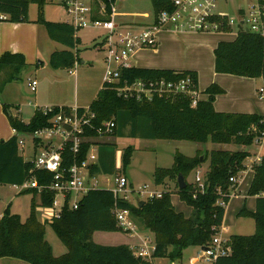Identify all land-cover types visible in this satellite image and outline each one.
I'll return each instance as SVG.
<instances>
[{
    "label": "trees",
    "instance_id": "obj_1",
    "mask_svg": "<svg viewBox=\"0 0 264 264\" xmlns=\"http://www.w3.org/2000/svg\"><path fill=\"white\" fill-rule=\"evenodd\" d=\"M64 0H61L63 2ZM108 3V0H104ZM47 0H0V10L10 22L28 21V7L37 4L36 22L44 25L48 36L60 42L66 49L53 51L48 60L52 69H70L78 60L74 49L79 43L76 30L68 22L49 21L43 17V6ZM154 15L161 10H172L171 0H152ZM96 7V6H95ZM108 15H94V18L106 19ZM2 20H0V23ZM214 70L217 73L232 74L249 78L261 77L264 86V36L240 30L235 39L221 40L213 49ZM7 66L11 74L8 80H18L19 73L26 66L25 57L19 52H4L0 56V67ZM189 75L197 86V72L194 70H173L133 66L124 69L119 84L136 79H155L160 77L179 79ZM6 81L0 84V91ZM224 92L216 83L208 85L203 93L205 99L191 105V98L182 95L153 97L151 101L124 99L117 95L111 85H103L89 104L95 114L92 123L95 127L105 120H113L115 127L110 135L128 136L143 139L188 140L196 143L235 144L250 147L254 138L264 129V116L257 113L220 112L214 108V99ZM11 105L3 103L2 109L9 124L18 132H29L47 123L52 114L44 115L38 108L28 122L10 111ZM57 108H54L56 111ZM86 135L96 136L95 130H86ZM97 144V142H95ZM90 143L85 142L77 160L85 158ZM115 143L97 144L98 165L92 173H113ZM133 147L123 150V164L129 163ZM197 152L187 156L175 152L169 167H156L153 172L155 184L166 180L175 184L179 197L193 209L190 216L175 210L171 202V192L163 191L161 197H150L141 206L126 201H116L111 190L97 188L89 190L80 199L77 208L65 205L58 218L40 222L37 219V206H50L55 195L53 191L32 192L29 215L22 220L18 214L10 213L8 207L0 219V258H15L29 264H149L137 257L127 244L104 245L93 241L95 231L121 230L113 213L115 204L127 208L138 219L145 230L153 234L154 252L152 257L179 258L189 246H208L222 224L225 208L219 205L222 199L228 201L234 188L229 178L236 176L243 168L249 150L212 149L206 151L203 162L209 161L204 177V189L186 178L191 171L201 165ZM70 153L65 156L62 166L71 164ZM202 162V163H203ZM32 162L23 159L19 152L18 137L12 135L0 140V184H19L30 176ZM181 173L186 186L178 188L177 176ZM39 183L48 182L51 174L35 171ZM219 190V192L217 191ZM248 195L256 196L252 211L242 208L239 216L254 220L252 234L230 236L229 253L217 257L213 264H264V155L254 167L249 184ZM39 200L36 202L35 197ZM49 224L67 251L55 256L44 237L45 225ZM172 251H169V248Z\"/></svg>",
    "mask_w": 264,
    "mask_h": 264
},
{
    "label": "built area",
    "instance_id": "obj_2",
    "mask_svg": "<svg viewBox=\"0 0 264 264\" xmlns=\"http://www.w3.org/2000/svg\"><path fill=\"white\" fill-rule=\"evenodd\" d=\"M116 0H64L65 10L71 16L69 24L77 31L81 27L92 25L101 27L107 31V35L100 43V47L106 50L104 58L106 68L104 70L103 85H111L117 95L124 99L135 98L136 100L151 101L153 97H168L169 95H182L191 98V105L196 106L201 100V92L194 80L185 75L179 79L155 78L136 79L130 82L124 80L119 84L121 73L124 69L133 67V55L143 48H155L158 44V33L166 29H189L193 31H216L229 32L233 25L240 30H248L264 36V0H255L250 4L247 13L242 9L237 10L235 18L216 11V0H171L172 10H161L156 14L151 24L140 27L141 30L134 32L117 24L113 19ZM96 6V7H95ZM108 15L106 19L94 18L95 14ZM0 20H7V15L0 10ZM237 32V33H238ZM28 85L31 91L36 90L37 80L29 78ZM260 97H264V86L258 90ZM54 108H57L54 111ZM44 115L52 114L47 123L29 132H18L12 128L13 135L18 137V146L25 147L26 138L31 143V156L21 154L23 159L32 162L29 170L30 176L22 183L12 185L20 193L27 190H35L37 193L53 191L55 193L52 203L48 206L51 214L42 222L58 218L65 205L69 208H77L80 199L89 190L101 188L99 173H92L94 165H98V150L96 139L110 135L115 127L113 120H105L95 127L92 119L95 114L89 105L74 106H43L38 108ZM86 130H95L96 136L86 135ZM89 142L90 146L85 158L77 160L82 150V145ZM254 151H249L243 168L236 176L229 178L234 188L229 194L228 201L221 200L219 205L226 207L230 198L234 197L239 179L245 169L254 171L264 155V129L254 138ZM70 153L71 164L62 166L65 156ZM245 170V171H244ZM35 171L51 174L48 182L39 183ZM200 171H195L194 183L202 191L204 189V177H200ZM113 185L105 187L112 191L116 201L129 202L127 192L136 195V199L156 196L161 197L163 191L151 189L148 185L134 187L128 183L123 174L113 175ZM219 192V190H217ZM61 194V201L57 195ZM73 194V195H72ZM58 208V210H56ZM117 226L124 232L135 236L138 243L130 246L134 254L144 260L151 261L154 252V243H149L148 236L144 237L137 228L131 211L120 208L116 204L113 209ZM3 213L0 214V219ZM222 224L217 227L216 233L205 249L202 250L201 258L212 262L219 256L229 253L230 237L223 234Z\"/></svg>",
    "mask_w": 264,
    "mask_h": 264
},
{
    "label": "rangeland",
    "instance_id": "obj_3",
    "mask_svg": "<svg viewBox=\"0 0 264 264\" xmlns=\"http://www.w3.org/2000/svg\"><path fill=\"white\" fill-rule=\"evenodd\" d=\"M255 0H216V11L223 14H227L230 18H235L237 10L242 9L245 13L248 12L250 4ZM150 13L154 14L152 0H116L115 12L113 13V19L117 22L124 24L123 26L130 31H140L141 28L136 24L137 21H142L143 16ZM38 15L37 4L31 3L28 7V16ZM56 20V21H70L71 16L65 10L61 0H47L43 6V17ZM11 24L10 21H2L0 26ZM121 24V25H122ZM170 29L161 31L158 33V38L162 43V46L155 48H145L137 53V58L133 60L132 64L136 66H149L155 68H169L173 70H187L196 69L201 75V83L209 84L214 76L221 75L222 73L215 72L213 68L214 55L213 48L219 39L231 41L235 39L238 27L233 25L228 33L216 32V31H193L189 29H173L182 32L176 37L170 38ZM76 36L79 39V43L76 45L74 51L78 55L79 63L83 64L82 74L80 76L72 77L69 74L53 72L54 70L48 65L47 61L43 70L35 76L34 70L31 69L32 73L29 75L31 78H35L39 83L37 90V96L45 99L52 93H56L59 98L67 99V102L74 101L75 97L78 98H89L93 93L96 85V80L99 76V69L102 71L106 68V62L104 58L107 56L106 50L100 48L97 43H101L104 37L107 35V31L101 27H93L89 25L87 27H81L76 31ZM161 38L163 40H161ZM56 43L61 45L60 42ZM157 52H153L155 49ZM43 60L42 57H39ZM37 59H34V62ZM43 64L36 65L34 68L41 67ZM35 65V64H34ZM48 66V67H47ZM48 69V70H47ZM51 71V72H49ZM55 73V74H53ZM25 77L18 78V82L8 88L9 93L15 94L20 93L22 98L20 99L21 106L23 108L25 116L29 118V114L32 112L31 103H34V92L28 87V81ZM2 81L0 80V84ZM90 100V101H91ZM85 102V101H84ZM89 102V101H88ZM88 102L83 105L88 104ZM29 120V119H26ZM129 128H125L124 137L115 136H102L96 139L97 144L103 142L115 143V157H114V171L113 173L99 174L101 188L111 187L113 185V175L123 174L128 179V183L134 187L139 185H148L149 188L159 190L172 191L171 202L175 210L182 212L185 216H190L193 209L191 206L186 204L176 191L175 184L170 183L166 180L163 184H155L153 180V172L156 167H169L173 162V156L175 152H180L187 156H194L197 152L202 153L203 150L210 151L212 149H230V150H241V149H252L253 146L245 147L235 144H221L212 143L210 141L206 143H196L188 140H172V139H143V138H131L128 136ZM10 127L8 131V137L12 136ZM96 144V145H97ZM132 146L133 151L128 164L124 165L122 160L123 150L126 146ZM31 143L26 138L25 147H19L21 154L27 156L31 154ZM31 156V155H30ZM209 161L201 163L198 167L200 171L199 175L201 178L205 176L208 169ZM247 170V169H245ZM244 170V171H245ZM252 173L247 176L244 175L239 179L237 187L233 193L238 194L237 197H231L227 206L225 207V216L222 226L227 225L230 228V232L233 231L231 226L236 223L239 219L238 212L241 208H249L253 206L255 202V196L248 195L247 190L249 182L251 180ZM195 171H191L187 176L186 180L188 183H194ZM165 189H164V188ZM32 192L23 191L19 192L10 184H0V214L8 207L10 213L18 214L21 219H25L30 212V204L32 200ZM73 195V194H72ZM129 201L131 204H136V195L132 192H127ZM58 200L61 201L62 195H57ZM38 202L39 197H35ZM141 200H146L142 197ZM58 210V208L56 209ZM36 214L40 218H46L51 214V209L48 206H37ZM133 220L140 228V223L137 218L133 216ZM45 222V221H44ZM142 227V226H141ZM224 231L228 228H223ZM144 237L148 236L149 243L153 244V234L150 231L142 230L139 231ZM230 235V233H228ZM228 235V236H229ZM45 239L48 241L52 248V253L55 256L61 255L67 251V247L59 239L55 231L49 224L45 225ZM94 242L104 245H118L127 244L130 246L138 243V239L122 230L118 231H95L92 234ZM187 248V247H186ZM184 250V249H183ZM193 250L197 252L200 250V246H189L185 252V256H188V251ZM231 250V248H230ZM229 250V251H230ZM153 264H170L171 260L168 257H152ZM201 263L212 264V261L206 260L205 258L200 259ZM187 262V261H186ZM0 264H29L26 261L15 259V258H1Z\"/></svg>",
    "mask_w": 264,
    "mask_h": 264
},
{
    "label": "crops",
    "instance_id": "obj_4",
    "mask_svg": "<svg viewBox=\"0 0 264 264\" xmlns=\"http://www.w3.org/2000/svg\"><path fill=\"white\" fill-rule=\"evenodd\" d=\"M144 14H146L145 16H143L144 20L134 22L133 24H136L139 27L151 24L154 20L155 15L154 14L150 15V13L148 12ZM36 18L37 17L35 16L34 17L28 16V21L11 22V24L0 26V56L2 55V53L6 51L11 52V53H14V52L22 53L25 57L26 66L22 68V70L20 71L19 78L21 77L23 78L27 74L26 76L27 81L29 78H31L29 75L32 73L29 70L33 69L34 75L36 76L40 72V70H43V68L46 66L45 63L43 64V61L46 59L45 61H47L48 63L49 56L53 51L67 48L63 44L58 45L56 41L52 40L48 36V33L44 25L35 21ZM44 19L49 20V21H56V20L45 18V16H44ZM60 22H67V21H60ZM116 23L120 25L122 24L119 21H117ZM123 25L124 24H122V26ZM163 31H166V30H163ZM169 31L171 32L170 38L173 37L172 35L176 37L177 35L182 33V32H179V30L176 31L173 29H170ZM222 33H228V32H222ZM159 39L160 38H158V47L160 46L161 48L162 43ZM161 40L163 39L161 38ZM219 41H221V39H219L218 42ZM97 45L100 47V43H97ZM143 49L138 50L133 55L132 59L133 60L138 59L136 55L138 52H140ZM157 51L158 49L156 48L153 52H157ZM39 57H42L43 60H40ZM34 59H37V60L34 62ZM79 62L80 60L78 59L76 63L74 64V66L70 69H53L54 70L53 72L69 74L73 78L76 76L79 77L80 74H82V72L84 71L82 70V68H83V64L85 63V61L83 60L82 63H79ZM39 64H43V65L41 67L37 66L36 68H34L36 65H39ZM133 66H136V65H133ZM136 67L155 68V67H149V66L148 67L147 66H136ZM48 68H50V66ZM213 68H214V64H213ZM163 69H169V68H163ZM187 70H194L197 72V76H198L197 88L201 92V99H205L207 97V95H205L203 91L211 83H216L218 86L223 88L224 92L222 94H218L214 99L215 110L220 111V112L257 113L261 116H264V97H260V94L258 92L259 88L263 86V80L261 77L249 78V77H244V76H237V75L222 73L221 75L214 76V78L211 79V82H209V84H205V83H201V75L199 71H197L196 69H187ZM10 74H11V71L9 67L7 66L0 67V80L6 81L5 85L0 91V140H6L10 138V136L8 137L9 127H10L11 134L13 133L12 131L13 129L10 126L7 116L2 109L3 103L11 105L10 111L12 112V114L18 115V117L21 118L24 122H28L30 118L32 117V115L34 114L35 110L39 107L74 106V105L78 107L88 106L91 103V101L96 97L98 91L102 88L104 70L102 71V68L99 69V76L96 80L95 88L90 97L92 98L94 95L95 96L92 100L90 99L91 101L89 100V98L80 99L78 97H75L74 101L67 102L68 101L67 99L62 100L61 98H59L60 95L56 93H52L49 97L42 99L40 98V96H37V90L39 88V83L37 82L36 90L32 91L35 94L34 95L35 101L34 103L30 104L32 106V112L29 114L28 116L29 118L25 116L23 108L21 106L20 99L22 95L20 93L11 94L8 91V88H10V86H13V84H16V82L19 81V80H8L10 77ZM32 79H35V78H32ZM84 101L86 103L88 101L89 102L88 104L83 105L85 103ZM26 119H29V120H26ZM247 150L254 151L255 149L252 148V149H247ZM249 173H252L251 174L252 175L251 179H252L253 173H254L253 170L247 169L244 172V175L247 176ZM170 183H173V182L170 181ZM155 189H158V188H155ZM169 190L170 189H168L167 191ZM171 190L172 192H174L173 188ZM237 196L238 194H236L235 197ZM255 200H256V196H255ZM254 208H255V202L253 206L247 208V210L252 211L254 210ZM37 219L40 222H42L44 218H41V217L39 218L37 216ZM223 221H224V217H223ZM225 227L228 228V230L223 231V234L225 236H228L229 235L228 233H230L229 237L235 234H241V235L252 234L255 230L254 220L250 217H244V216H239V219H237L236 223L231 226V228L233 229L232 232H230V228L227 227V225H224V228ZM138 229L139 231H141V229L145 231V229L142 228L141 226ZM168 250L172 251V248L170 247ZM186 250H188V247L182 251V256L179 258L172 259L171 257L167 256L171 260L170 264H205V263H201L200 261L202 250H203L202 247H200V250H198L197 252H193V250H189L187 257L185 256ZM149 264H153L152 259Z\"/></svg>",
    "mask_w": 264,
    "mask_h": 264
},
{
    "label": "water",
    "instance_id": "obj_5",
    "mask_svg": "<svg viewBox=\"0 0 264 264\" xmlns=\"http://www.w3.org/2000/svg\"><path fill=\"white\" fill-rule=\"evenodd\" d=\"M245 31L248 32L247 29ZM205 155H206V150H203L201 155H200V157H199L200 163L203 162V159H204ZM177 185H178V188H180V189L184 188L186 186V183L184 181V177H183V175L181 173H179L178 176H177ZM143 203H144V200L136 199V205L137 206H141ZM202 248L205 249L206 247L203 246Z\"/></svg>",
    "mask_w": 264,
    "mask_h": 264
}]
</instances>
